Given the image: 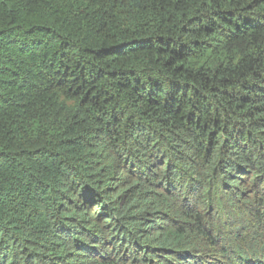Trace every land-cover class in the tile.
Returning <instances> with one entry per match:
<instances>
[{
  "label": "trees",
  "instance_id": "1",
  "mask_svg": "<svg viewBox=\"0 0 264 264\" xmlns=\"http://www.w3.org/2000/svg\"><path fill=\"white\" fill-rule=\"evenodd\" d=\"M0 264H264V0H0Z\"/></svg>",
  "mask_w": 264,
  "mask_h": 264
},
{
  "label": "rangeland",
  "instance_id": "2",
  "mask_svg": "<svg viewBox=\"0 0 264 264\" xmlns=\"http://www.w3.org/2000/svg\"><path fill=\"white\" fill-rule=\"evenodd\" d=\"M227 202V200H225V199H221V196L218 198V200L216 199L214 202H213V204H212V206H214V208H217V205L219 204V205H221V204H224V203H226ZM218 203V204H217ZM225 210V212H226V209H224ZM228 210V209H227ZM230 213V212H229ZM246 219V224H245V227L244 228H242L245 232H251L252 230H256L255 228H258L257 227V225L255 224V222H254V219L252 218V217H248V218H245ZM219 221H221L224 225H223V227L221 226V232L222 233H224L223 235H229L230 234V232L229 231H227L226 229L228 228V226H229V224L230 223H228V225L227 224H225L224 223V221L221 219V220H219ZM257 231V230H256Z\"/></svg>",
  "mask_w": 264,
  "mask_h": 264
}]
</instances>
